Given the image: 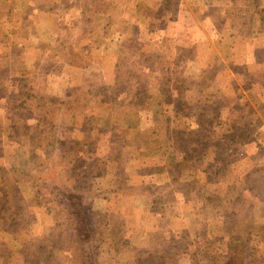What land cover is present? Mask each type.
<instances>
[{
    "label": "rangeland",
    "instance_id": "obj_1",
    "mask_svg": "<svg viewBox=\"0 0 264 264\" xmlns=\"http://www.w3.org/2000/svg\"><path fill=\"white\" fill-rule=\"evenodd\" d=\"M23 1L0 0L2 76L7 75L5 71L10 63L12 66L8 40L14 28L10 20L14 14L18 16ZM111 1L115 2L112 10L121 14L127 0ZM232 1H236V6H240L241 2L246 6L253 3L252 11L264 18V0ZM100 8H103L102 2ZM19 35L27 39V34ZM123 35L61 34L59 44L51 40L52 83L62 85L65 81L68 92H74V87L82 79V72L74 67H82L91 61L98 64L83 72L84 88L77 92V100L70 101L69 98L43 104L36 97L41 93H35L36 89L31 91L26 83L28 81L23 79L18 80V88L17 84L13 87L12 97L6 100L0 97V208L7 206L9 209L10 203L19 208V213L13 215L11 221L9 217L1 219L3 212H0V261L4 263V254L10 253L6 264H83L88 261L92 264H189L195 258H199L200 264H207L205 262L212 247L221 237L224 239L216 246V253L234 254L246 264H264V70H253L256 66L250 63L251 60L247 61L248 42H238L237 48L242 51L240 55L233 51L223 56V64L228 62L235 74V78H230L225 71L227 68L224 67L223 71L219 66L210 68L213 45L207 40L189 38L190 34H181V37L178 34V38L172 34H125L129 38ZM158 36L163 37L157 39ZM30 40L35 42L36 38ZM47 41L41 39L43 44ZM235 44L236 41L233 42ZM226 45L231 49L234 47L230 39H223V48ZM141 47L148 49L142 52ZM174 49L178 52L189 49V56L195 59L190 64H208L206 77L212 79L216 75L223 79V95L220 86L215 83L196 89L200 96L208 97L212 105H207V113L205 111V114L201 113L193 119L182 115L173 121L168 117L157 120L129 118L136 107L139 111L146 108L147 94L152 97L148 103L150 108L157 111L172 110V92L180 95L182 104L186 100L185 88L191 82L177 79L181 56L173 54ZM22 62L23 68L31 66V59ZM66 63L74 65L67 67ZM13 66H17L15 58ZM191 68V71L189 68L185 70L184 79L194 81L198 78V67L194 65ZM24 71L20 72L21 77L28 72ZM38 73L41 75L44 71ZM162 80L165 82L159 87L157 82ZM255 80L260 82L255 84ZM30 81L43 83L42 76L30 78ZM104 81L109 86L105 87L102 84ZM10 83L14 84L15 80ZM91 90L96 94L100 92V102L95 100L96 95ZM2 92L0 87V95H4ZM17 96L20 100L18 104ZM11 98L17 105L16 110H21L20 118ZM123 98V102H119ZM38 111L42 112V118L36 122L35 130H29L27 126L32 123L29 116ZM232 117L238 118L235 129ZM241 123L244 129L255 128L254 140L260 145L257 151L255 142L246 145L238 133L228 136L240 130ZM146 124L148 132L140 129ZM177 126L179 129L199 126L202 135L196 134L195 138L183 135L179 138L174 132ZM115 127L123 128L122 136L118 138L122 148L119 151L108 149L107 145ZM159 127L165 128V131L168 129V136L164 130L163 136L155 135ZM173 133L174 136L171 135ZM220 134L223 135V144L219 142ZM141 143L147 144V147ZM161 143L165 146L162 151L156 147ZM208 143H211L210 150H207ZM107 156L116 160L125 157L131 161H138V156H143L151 162L169 157L178 158V162L194 158V168L199 171L193 173L194 181H197L194 187L188 183L192 180L188 179L192 174L188 170L193 166L190 163L185 162L189 167L179 170L177 177L180 199L187 198L190 203L193 200L198 213H203L199 212L201 202H205L207 207L206 214L190 223V238L186 231L180 230L182 223L179 221L167 219L163 222L162 216L149 220L150 215L144 214L142 207L149 200L136 198L111 203L107 194L101 191V186L109 182L115 170V166L106 167L104 159ZM250 158L260 160L254 167L250 188L253 187L259 194L258 201L261 203L257 208L247 205L236 214L223 213L222 184L217 181L223 179L228 171L239 175L248 171L252 164ZM116 168L121 170L123 167L119 165ZM207 168L211 173L218 170L209 180L205 177ZM116 201L120 203L118 207H115ZM181 203L185 206L184 210L186 206L193 208L188 202ZM123 206L126 215L115 214L116 209L123 210ZM3 226H6V231L1 230ZM230 235L238 236L243 244L239 256L235 254L238 251L228 250ZM188 239L192 240L189 245L186 242ZM29 242H32V248ZM116 242H120L119 245ZM135 246L139 250L135 251ZM32 249L34 254H30ZM18 254H21L22 260H18ZM84 258L86 262L82 261Z\"/></svg>",
    "mask_w": 264,
    "mask_h": 264
},
{
    "label": "crops",
    "instance_id": "obj_2",
    "mask_svg": "<svg viewBox=\"0 0 264 264\" xmlns=\"http://www.w3.org/2000/svg\"><path fill=\"white\" fill-rule=\"evenodd\" d=\"M101 2L103 8L98 9L101 6ZM114 4L115 2L111 0H24L18 16L14 14L13 18L10 20V22H12V28H14L8 40L12 66L11 63L7 66V70L5 71L7 75L2 76L0 73V87L4 91L2 92L4 95H0V97L2 96L3 100H6L9 96L12 97L13 87L17 84L18 88V80L23 79L28 81L26 83H28V88L31 91L36 89L35 93H41L36 97L40 100L39 102H43V104L47 102H61L63 99L66 101L69 98L70 101L77 100V92L84 88L85 76H83V72L88 69H93L98 64L91 61L82 67H74L76 71L82 72L81 75L79 74L82 79L79 81L80 84L74 87L75 91L72 93L68 92V86H66L67 84H65V81L62 85H55L52 83L53 74H51V72H53L54 67H51V40H55V43L59 40L61 41V34H124L123 37L125 38H129V36H125V34H141L143 36L144 34H172L175 38L181 37V34H190L188 36L189 38L198 37L209 41L213 45L211 49L212 60L210 68L219 66L220 70L223 71L225 67L227 68L225 71L229 73L230 78H235V74L228 62H224L223 64V61H225L223 56L231 54L229 52L233 51L234 54L240 55L242 51L237 48V44L239 41L244 42V40H246L249 44V50L246 55L249 56L246 58L247 61L251 60L250 63L256 66L253 70H264V18L259 13L252 11L251 8L254 5L253 3H250L251 6L250 4L246 6L241 2L240 6H236V1L232 0H127V3L122 7L123 12L121 14L118 13L119 11L115 13L112 10ZM13 6L16 7V4H13ZM19 34H27V39ZM258 35L263 36L259 37ZM160 37L163 36H158L157 39H160ZM20 38L23 41H20ZM30 38H36L35 42L30 40ZM43 38L48 40L45 44L41 42ZM223 39H230L232 45L233 42L236 41V44L233 45V49L228 48L227 45L223 48ZM59 43L60 42H58V44ZM146 49L148 48L141 47L140 51H147ZM174 50L175 52H173V54L181 56L179 61L181 69L176 73L177 79L191 82V85L185 88L187 95L186 100L182 104L180 95L172 92V110L157 111L150 108L148 103L149 101L151 102L152 97L147 94L148 102L146 108L139 111L136 107L135 111L133 110L134 112H131L132 115L130 113L129 118L131 116L145 120H157L158 118L164 119L168 117L173 121L177 120V118H180L182 115V117L193 119L200 116L201 113H204L207 110L208 104L212 105L209 98L203 95L200 96L196 89L215 83L220 86L223 95V79L216 75L212 77V79H207L206 77L208 64L206 65L202 62L190 64L194 63L195 59L189 56V49L179 52L177 49ZM82 51L83 48L80 49L81 55L84 53ZM54 52L56 54V51ZM14 58L17 61V68L13 66ZM25 59H31L30 67H22V61ZM65 65L71 67L74 64L71 65V63H66ZM194 65L198 67V78H192L194 81L191 79H184L185 70L189 68L191 71V67ZM146 68L149 70V66ZM101 69H103V67H101ZM24 70L28 72L25 73L22 78L20 72H25ZM41 70L44 71V73L39 75L38 72ZM97 72H99V69H97ZM19 74L20 76H18ZM39 76H42L43 83L37 84L30 81V78H37ZM12 80H15L14 84L10 83ZM164 82V80L157 82V85L162 87ZM254 82L258 84L260 81L255 80ZM102 84H104L105 87L109 86L106 81ZM39 86L42 87V89ZM149 86L150 84L147 85V87ZM93 90H91V93L96 95L95 100L98 99L100 102V92L96 94ZM160 90L162 94V88H160ZM16 100L18 104V102H20V100L18 101V96ZM123 100L124 98L119 102H123ZM11 101L12 105L17 107L12 98ZM130 101L127 103L136 102ZM33 103L35 104V102ZM199 104H203V106ZM17 109L19 110L15 111L20 118L19 111L21 110L20 108ZM205 113H207V111ZM221 113L222 110L220 109V115ZM27 114L30 115L31 112L28 113L27 110ZM45 115L43 114L44 119ZM29 118L32 119V123L29 122L27 128L29 127V130H35L36 128L34 126L42 118V112L38 111L37 114L35 113L29 116ZM159 128L155 130V135L163 136V130L165 128ZM140 129L144 132H148L147 124L145 126H140ZM201 130L199 126H189L187 129H179L178 127L174 132L178 133L179 138L183 135H189L190 138L192 135L195 138L196 134L202 135ZM122 131V127H115L111 130V136L107 140L108 149L114 151L122 149L120 148L121 144L118 142V138L122 136ZM126 131L129 133L128 129ZM165 134L168 136V129L165 131ZM171 135L174 136L175 134L173 133ZM194 138H192V140H194ZM141 145L147 147V144L141 143ZM210 145L211 143L207 144V150L211 149L209 147ZM150 146L151 145H149V147ZM168 146L170 148V145ZM156 147L157 149L160 148L162 151L165 146L161 143ZM169 148L167 147L168 151ZM151 149H153V147ZM123 150L127 151L126 148H123ZM174 159L176 158H159L156 162H151L146 160L143 156H138V161H131L125 157L117 159L118 161L115 158H105L106 167H109V165L115 166V170L111 173L112 177H109V182L101 186V191L107 194V199H109L111 203L114 200H120L122 202V200L125 199L136 198L149 200L146 205H142L144 214L150 215L149 220L156 216H162L161 220H163V222L167 219H172L173 222L179 221L182 223L180 230L186 231L189 237L191 232L190 223L192 224L195 219L197 221L198 217L206 214L207 207L204 205L205 202L204 204L201 202V209L199 212L203 213H198V210H195L196 203L193 202V200H190V203L185 196L183 197L186 199H180L181 197L179 195L181 194V190L177 187L180 181L176 179L180 173L179 171H173L172 168H168V164L173 162ZM176 160L178 161V159ZM189 161L187 163H190ZM192 161L194 163L196 160L193 158ZM250 162L252 164L248 171L242 172L240 175L239 173L228 171L223 175V179L220 178V180L217 181L222 184L223 213L236 214L243 211L247 205H252L253 208H257L261 203L258 201L259 194L253 187L250 188V184H252L251 180L254 175V167H257V162H260V160L250 158ZM119 165L123 167L121 170H117L116 168ZM107 172L108 171H106V173ZM173 178H175V181ZM190 178H192V180H189L188 183L191 184V187H194L193 184H196L197 181H194L195 178L193 177V173L188 179ZM205 195H207V193ZM181 202H188L193 205V208L186 206L184 210L185 206ZM220 204L222 205V199ZM119 205L120 203L117 202L115 207ZM155 206H157V208H154ZM116 210L118 211L115 214L124 213L126 215L124 206L123 210ZM147 231L149 232L151 230ZM119 243L120 242H116V245H119ZM228 243L229 242H227V244ZM256 243L257 241L255 244ZM131 248L133 249V247ZM134 250L136 251L139 249L135 246Z\"/></svg>",
    "mask_w": 264,
    "mask_h": 264
},
{
    "label": "trees",
    "instance_id": "obj_3",
    "mask_svg": "<svg viewBox=\"0 0 264 264\" xmlns=\"http://www.w3.org/2000/svg\"><path fill=\"white\" fill-rule=\"evenodd\" d=\"M146 104V103H145ZM14 108H15V110H16V107L14 106ZM242 116H244V119H248V117L247 116H245V115H242ZM241 116V117H242ZM237 119L238 118H236V119H234L233 117H232V121H231V123H232V126H233V129H235L236 128V126H237ZM250 122V121H249ZM241 126V128H239L240 130H238L237 132H231L228 136H232L233 134H237V135H240L239 137H240V139H241V141H243L246 145H248L249 143H254L255 142V140H254V138H256V130H255V128H253L252 130L251 129H248V128H246V129H244L245 127H244V125L241 123L240 124ZM144 133V132H143ZM218 138H220L219 139V142L221 143V144H223V135H221L220 137H218ZM259 142V141H258ZM173 145V147H174V144H172ZM254 147L256 148V151L258 150V149H260V145H257V141L255 142V145H254ZM178 159V158H177ZM190 160V157H188V158H185V159H183V161L184 162H188ZM183 161H180V162H178L176 159L173 161V162H170L169 164H168V168H172V167H174V169L172 168V170L173 171H179V170H182V169H184V167H189V166H187L185 163L184 164H182L181 165V163L183 162ZM190 162V166L191 165H193L192 167H189L188 168V170H190V172L191 173H194V172H199L198 171V169L197 168H194V164L195 163H193L192 161H189ZM207 166H211V165H208V164H206ZM193 168V169H192ZM218 172V170H213V173H211V171H209V169L207 168V171H206V173H205V177L206 178H208V180L211 178V177H213L214 175H216V173ZM177 179V178H176ZM173 180L175 181V178H173ZM205 181H207V180H204V182ZM0 212H3L2 214H3V217L1 218V219H4L5 220V217H9V219H10V221H11V219H12V216L13 215H15L16 213L18 214L19 213V208L18 207H16L13 203H10L9 204V209H7V206H2L1 208H0ZM2 231H6V226H3L2 227V229H1ZM224 238H221V237H219L217 240H218V242H217V245H219V243L223 240ZM186 242H188V245H189V243H192V240H187ZM228 250L229 251H238L237 253H235V254H237L238 255V253H239V251H242L243 249L241 248L242 247V243H241V240H240V238H238V236H236V235H230L229 237H228ZM30 243V247H31V244H32V242H29ZM216 245V246H217ZM216 246H214V247H212V250H211V254L208 256V260H206V262L205 263H207V264H246L245 262H244V260L242 259V258H240V261L235 257V255L234 254H221V253H219V252H217L216 253V251H218V246L216 247ZM32 248V247H31ZM28 250H29V248H27ZM46 250V249H45ZM215 251V252H214ZM48 252H50V250H48ZM30 254H34V251H33V249H32V251L30 252ZM5 255V257H4V263H3V260H1L0 261V264H6L7 263V258L8 257H10V253L9 254H4ZM239 256V255H238ZM83 257H85V255L83 256ZM242 257V256H241ZM86 258V257H85ZM83 259L82 261L84 262H86V259ZM36 259V258H35ZM198 259L199 258H195L194 260L193 259H191V261H190V263L189 264H200L199 263V261H198ZM18 260H22V256H21V254H18ZM88 261V260H87ZM81 262V261H80ZM82 262V263H83ZM192 262V263H191ZM83 264H92V262L91 261H88V262H86V263H83ZM93 264H94V262H93ZM181 264V263H180Z\"/></svg>",
    "mask_w": 264,
    "mask_h": 264
}]
</instances>
